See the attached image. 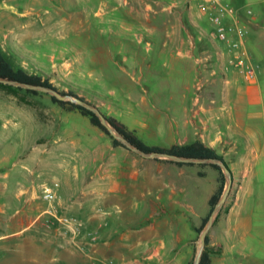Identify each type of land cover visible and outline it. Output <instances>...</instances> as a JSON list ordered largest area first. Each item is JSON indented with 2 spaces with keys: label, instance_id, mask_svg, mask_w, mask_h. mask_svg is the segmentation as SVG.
Wrapping results in <instances>:
<instances>
[{
  "label": "rangeland",
  "instance_id": "obj_1",
  "mask_svg": "<svg viewBox=\"0 0 264 264\" xmlns=\"http://www.w3.org/2000/svg\"><path fill=\"white\" fill-rule=\"evenodd\" d=\"M113 2L0 0V47L15 66L49 77L60 89L84 96L107 114L116 112L108 111L104 97L94 89L107 94L112 89L121 99L128 91L132 92L134 102L120 104L123 109L117 113L126 118L128 124L135 125L132 122L136 117L145 115L142 110L153 106L149 93L141 83L128 82L116 76V72H99L91 56L101 48L120 47L116 39L110 37L108 27L111 19H122L127 13L123 8H114ZM255 6V11L251 8L259 24L253 30L256 38L250 48L260 65L257 81L263 101L254 105L253 110L260 112L259 119L264 123V8ZM67 11L83 22L76 33H66L62 24ZM208 25V32L220 41L210 18ZM65 44L67 49L61 50ZM206 54L214 67L230 66L231 77L244 85L247 83L239 70L229 65L227 53L221 56L222 61L214 50ZM77 56L82 59L78 61ZM39 91L34 93L0 84V264H71L66 258L68 248L84 252L75 264H88L93 258L115 264H126L128 260H135L131 264H192L199 245L198 227L210 208L208 198L221 182L219 170L210 163L178 164L165 158L146 157L123 145L133 155L147 159L148 186L156 189L149 192L144 208L148 218L141 223L143 217L129 215L130 208L126 210V207L131 201L119 196L109 208L99 205L96 212L100 214L96 219L82 216L76 211V200L66 199L60 188L62 179H76L74 169L67 173L68 170L59 167L60 152L56 151L51 161L50 153L44 148L50 142L56 146L63 144L69 152L81 148L82 145L70 140L84 138L82 134L88 129L90 117L82 116L77 108L60 105L49 92ZM146 114L150 124L140 123L138 127L144 140L169 146L162 139L163 133H170L171 129L151 126L153 115ZM262 127L264 131V124ZM107 135L113 140L111 133ZM233 161L238 163L236 157ZM199 169L208 173L199 175ZM233 170L235 183L209 231L207 245L213 264H264V167L246 171L239 165ZM247 175L253 188L239 192L242 179ZM172 186L175 192H171ZM45 187L56 192L52 204L57 213L50 211L51 202L42 196ZM62 214L79 219L82 232L78 238L83 242H76L65 230L59 218ZM139 224L146 225L147 230L142 242L133 249H128L126 243L138 240L134 232L125 234L124 238L120 230L110 234L115 240L114 250L121 253L110 252L105 247L107 244L100 242L103 229L114 231ZM93 230L98 231L95 240L89 236ZM97 242L101 248L95 250L92 245ZM124 255L128 256L124 258Z\"/></svg>",
  "mask_w": 264,
  "mask_h": 264
},
{
  "label": "crops",
  "instance_id": "obj_2",
  "mask_svg": "<svg viewBox=\"0 0 264 264\" xmlns=\"http://www.w3.org/2000/svg\"><path fill=\"white\" fill-rule=\"evenodd\" d=\"M222 1L237 6L243 19L249 24L246 44L253 52L250 43L256 38L253 30L259 24L254 7L257 5L264 8V0ZM202 2L207 3V0H114L113 7L123 8L127 13L122 19H111L108 27L110 37L116 39L120 47L95 50L91 55L95 69L101 73L116 72V76H121L128 82L141 83L149 93L153 106L143 109L145 115L136 117V121L132 122L135 125H130L117 112L123 109L120 104L134 102L132 92L128 91L124 94L126 98L121 99L112 89L108 94L96 89L94 91L104 97L103 103L109 108L108 111L116 112L111 115L135 129L143 140L138 127L140 123L150 124L146 114L150 113L154 122L151 126L171 129L170 133H163L165 136L162 139L169 146L197 138L214 146L231 167L233 184L235 166L240 165L246 171L256 166L264 167V123L259 119L260 112L253 110V106L263 99L258 93V79L244 85L231 77L230 67L222 65L217 68L208 61L206 53L217 51L222 43L208 32V11L201 5ZM251 7L254 11L249 14L247 9ZM63 18L66 33H76L83 24L75 19L72 12L67 11ZM222 46L226 47L224 44ZM65 48L67 49V44L61 50ZM76 58L78 61L82 59L78 56ZM124 108L134 112L130 108ZM82 116L85 117L84 114ZM88 120V129L82 134L84 138L70 140L75 145H82L81 148L69 152L63 144L56 146L50 142L45 145L44 150L50 153L51 161L55 159L56 151H59V167L68 170L69 174L70 169H74L72 173L76 179H62V194L66 199L76 200L78 214L93 220L100 214L96 212L99 205L109 208L116 197L127 198L131 201L126 207V210L130 208L129 215L143 217L140 222L144 223L142 221L148 218L144 209L148 194L156 192V189L148 186L147 159L133 155L123 145L114 144L107 133ZM149 144L161 145L155 142ZM234 157L238 162L236 164ZM199 171L208 173L205 169H199L198 174ZM245 178L242 179L239 192H247L253 188L251 179H247L248 175ZM175 191L176 188L172 186L171 192ZM118 230L123 238L125 234L132 232L135 236L138 235V240L132 239L129 245L126 243L128 249H133L142 242L147 226L139 224L115 228L114 231L103 229V239L100 242L107 244L105 247L112 253H121L114 250L115 240L110 237L111 233ZM161 245L164 246L165 242ZM92 246L95 250L101 248L98 242ZM80 256H84L81 250L68 248L66 251V258L71 264H75ZM126 256L128 255L123 257ZM133 261L135 260H128L126 264Z\"/></svg>",
  "mask_w": 264,
  "mask_h": 264
},
{
  "label": "built area",
  "instance_id": "obj_3",
  "mask_svg": "<svg viewBox=\"0 0 264 264\" xmlns=\"http://www.w3.org/2000/svg\"><path fill=\"white\" fill-rule=\"evenodd\" d=\"M201 5L206 7L208 11V17L215 25V36L220 39V43L226 46L223 47L222 44H219V48L216 52L220 54V57L224 53H227V61L229 65L235 66L242 74L245 81L251 82L257 79L260 65L255 61L253 53L246 44V36L249 32V24L243 19L238 7L232 3L224 2L222 0H207V3L202 2ZM247 12L251 14L253 10L248 8ZM42 196L51 202L50 211L57 213V208L54 206V204H52L53 200L56 198V192L49 187H45L43 189ZM59 218L62 221L65 230L71 233L74 240L76 242H83L78 238L82 232L79 219L76 216L69 214H62L59 216ZM97 233V230L89 232V236L92 240L97 238ZM88 264L115 263L105 259L93 258L88 262Z\"/></svg>",
  "mask_w": 264,
  "mask_h": 264
},
{
  "label": "trees",
  "instance_id": "obj_4",
  "mask_svg": "<svg viewBox=\"0 0 264 264\" xmlns=\"http://www.w3.org/2000/svg\"><path fill=\"white\" fill-rule=\"evenodd\" d=\"M0 75L11 77V78H16L19 80L23 81H28V82H33V83H44L47 85L54 86L55 88L61 90L62 92H68V93H74L72 90H64L60 89L58 86H56L49 77L43 76L41 73H34L30 72L27 69H25L22 66H15L14 63L9 59V57L6 55V53L2 50L0 47ZM1 85H4L6 87H12V88H19V89H26L28 91L37 93L40 92L38 89H33V88H27V87H22V86H16L12 84H7L0 82ZM78 95V94H76ZM53 100L57 101L60 105L65 106L69 109H74L77 108L79 109L83 114H86L90 117V120L100 126L102 129H104L107 133L110 134L109 130L106 128V126L101 122L99 116L92 111L91 109L78 104L76 102H72L69 100H62L58 99L56 96L51 95ZM85 98L84 96H81ZM86 99V98H85ZM108 118L115 124V126L123 132L130 140H132L134 143L142 147L143 149L146 150H153V149H159V150H165L177 154H184V155H192V156H215V157H220L225 160V162L228 164L227 160L225 159L224 155L220 153L214 146L206 143L205 141L197 138L193 141L187 142V143H174L170 146H161V145H155V144H149L146 141H144L135 131V129L130 128L124 121L121 119L105 113ZM114 144H122L124 145L120 140L112 136ZM173 161V160H171ZM177 163H185L183 161H175ZM192 163V162H191ZM206 164V163H204ZM210 165L214 166L217 168L220 172V185L218 189L211 195L209 198V204H210V209L209 212L203 217V221L201 225L198 227V230L202 228L204 223L206 222L210 212L212 211L215 203L217 202L219 196L221 195L224 185H225V175L223 173L222 168L220 167L219 164L216 163H210ZM229 165V164H228ZM200 175H205V171H199ZM210 240L209 234L207 236V242L205 249L203 251L200 264H213V258L212 254L208 248V242Z\"/></svg>",
  "mask_w": 264,
  "mask_h": 264
},
{
  "label": "water",
  "instance_id": "obj_5",
  "mask_svg": "<svg viewBox=\"0 0 264 264\" xmlns=\"http://www.w3.org/2000/svg\"><path fill=\"white\" fill-rule=\"evenodd\" d=\"M0 82L46 91L56 96L58 99L76 102L78 104H81L91 109L99 116L101 122L106 126V128L115 138L120 140L128 148L134 150L135 152L143 156L154 157V158H165V159L173 160V161L219 164L225 175V185H224L221 195L219 196L217 202L215 203L206 222L200 229L198 250L195 255L194 261L192 263V264H200V260H201L203 251L206 246L207 236L209 234V231L213 227L232 189L233 171L231 167L225 162L224 159L220 157H215V156H192V155L177 154V153H173V152H169L165 150H159V149H153V150L143 149L142 147L134 143L132 140H130L123 132H121L115 126V124H113V122L108 118L105 112L102 111V109L99 107L98 104L93 103L81 97L80 95H76L74 93L62 92L61 90L55 88L54 86L47 85L44 83H33V82L23 81V80H19L16 78L3 76V75H0Z\"/></svg>",
  "mask_w": 264,
  "mask_h": 264
}]
</instances>
